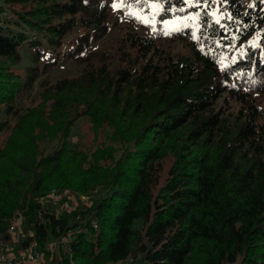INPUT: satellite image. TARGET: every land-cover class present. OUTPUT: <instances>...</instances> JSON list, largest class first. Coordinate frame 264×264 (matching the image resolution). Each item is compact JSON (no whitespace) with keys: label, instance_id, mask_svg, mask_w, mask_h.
Instances as JSON below:
<instances>
[{"label":"trees","instance_id":"1","mask_svg":"<svg viewBox=\"0 0 264 264\" xmlns=\"http://www.w3.org/2000/svg\"><path fill=\"white\" fill-rule=\"evenodd\" d=\"M120 1L125 13L160 9L151 33L117 19L114 51L90 50L111 30L109 0L0 5V134L10 131L0 146V241L22 211L41 249L64 242L51 264H109L137 251L145 264H264V0H221L218 22L217 0ZM197 13V29L164 26ZM11 14L40 36L25 73L14 66L28 34L6 26ZM64 58L83 70L41 83L40 101L20 106ZM82 116L96 133L111 127L120 147H69ZM57 138L43 153L40 143ZM53 190L106 195L57 215L38 201Z\"/></svg>","mask_w":264,"mask_h":264},{"label":"rangeland","instance_id":"2","mask_svg":"<svg viewBox=\"0 0 264 264\" xmlns=\"http://www.w3.org/2000/svg\"><path fill=\"white\" fill-rule=\"evenodd\" d=\"M113 6V13L111 15V30L104 37L102 41L92 43L90 50H98V49H109V50H116L118 47V40L121 38V32L119 31L118 24L114 26V23L117 19L120 21L121 26H129L133 28L134 26H139L141 32L144 33H151L155 30V16L156 12L160 9V5L157 3H150L149 10H139L131 7L127 12L123 9V3L120 0H109ZM0 5L4 6L6 11L10 12L7 5H5V0H0ZM125 11V12H124ZM212 13L217 21H221L222 18L226 15V10L223 7V3L221 0H217L212 7ZM9 14V13H8ZM10 20V21H9ZM6 26H10L14 32L24 31L28 34V41L22 43L19 47V50L22 55V59L20 64H17L15 69L20 72L25 73L26 69L33 64L32 60V53L36 51L37 45L33 44L30 45V40L36 37H40L39 33L34 29L29 28L23 21V19L19 18L18 16L10 15V18ZM148 21V22H145ZM120 26V25H119ZM164 26L167 29H179L186 26H192L194 29H197L198 26V16L197 14H190L184 17H175L172 19H168L164 22ZM122 28V27H121ZM257 39V37L255 38ZM159 44L162 47H167L168 43L160 41ZM169 49V47H168ZM52 51V50H51ZM176 53H183V49L179 46L175 49ZM84 68V65L75 62L74 60H66L65 58L60 60L58 65L53 67L48 72H45L41 75V77L37 81V85L35 86L34 90L27 94L21 99L20 106H29L35 102L40 101V93L43 90V86L41 83L51 82L53 83L59 78L63 77H72L78 75ZM258 98L259 105L264 109V95L256 94ZM222 100H218L215 109L218 110L220 108ZM36 103V104H37ZM15 119H11V124H14ZM9 130L4 131L0 134V146H3L7 136L9 134ZM112 133L111 127H103L100 128L99 132L96 133L95 129L93 128L92 123L88 116H82L76 121L75 126L73 127L72 133L70 134L68 141L69 147L72 149L78 148L80 150H84L86 152H91L97 150L99 146L102 144L109 145L113 144L115 147H120L118 142H113L109 135ZM60 145V140H46L40 143V148L43 153L47 154L52 152ZM120 149L117 153V156H120L122 151ZM167 166L171 164V161L167 160ZM161 180V183L163 182ZM56 191V190H53ZM105 190H99L93 195H78L74 192L69 190H64L58 192L60 194L59 198L55 199L51 193H48L44 198L39 199L38 201L45 207H50L54 209L57 215H61L66 211H71L72 209H81L85 210L87 207L93 206L95 201L99 200L102 196L106 195L104 192ZM22 212V211H17ZM15 213V214H16ZM137 226L142 228L143 221L139 220ZM8 236L3 238V241H8ZM52 254L53 258L61 256L62 250H64V242L60 240H53L52 241ZM126 264H145L144 255L142 252H135L131 254L129 257L121 260H126ZM54 261V260H53ZM113 262V261H112ZM111 264V262L109 263Z\"/></svg>","mask_w":264,"mask_h":264},{"label":"built area","instance_id":"3","mask_svg":"<svg viewBox=\"0 0 264 264\" xmlns=\"http://www.w3.org/2000/svg\"><path fill=\"white\" fill-rule=\"evenodd\" d=\"M51 195L55 199L60 196L58 191H52ZM26 219L24 212H18L11 217L6 235L9 240L0 241V264H51L52 241L46 244V250L41 249L34 230L26 228ZM126 263L127 259L111 262V264Z\"/></svg>","mask_w":264,"mask_h":264},{"label":"snow or ice","instance_id":"4","mask_svg":"<svg viewBox=\"0 0 264 264\" xmlns=\"http://www.w3.org/2000/svg\"><path fill=\"white\" fill-rule=\"evenodd\" d=\"M199 15V13H197V16ZM145 22H148V21H145ZM218 22V21H217Z\"/></svg>","mask_w":264,"mask_h":264}]
</instances>
